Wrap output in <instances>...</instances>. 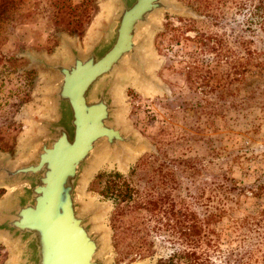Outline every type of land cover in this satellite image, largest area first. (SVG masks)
Here are the masks:
<instances>
[{"label": "rangeland", "instance_id": "obj_1", "mask_svg": "<svg viewBox=\"0 0 264 264\" xmlns=\"http://www.w3.org/2000/svg\"><path fill=\"white\" fill-rule=\"evenodd\" d=\"M171 1L184 13L164 12L142 34L145 77L126 71L116 90L119 118L140 142L139 149L121 168L99 162L79 191L82 201L99 208L107 264H154L189 250L192 225L205 222L215 206L224 212L216 224L219 235H212L214 245L219 251L236 247V233L228 225L238 222L253 200L229 195L230 201L219 206L209 184L225 174L249 185L255 171L264 172V120L258 119L256 107L261 100L239 109L242 85L235 82L226 90L213 82L223 79L226 69L215 55L236 59L233 38L241 35L255 0L243 11L234 7L238 0H230L225 12L221 8L222 16L216 9L203 12L199 7L204 0ZM106 16L107 0H0V159L26 161L30 130L45 112L49 77L33 65L32 57L61 55L63 39L83 49ZM195 32L213 37L216 53L186 40ZM242 36L251 41L250 50L264 51V34L253 26ZM105 186L112 193L103 197L99 193ZM5 193L0 188V203ZM205 231L202 227L200 234ZM15 254L0 240V264H13Z\"/></svg>", "mask_w": 264, "mask_h": 264}, {"label": "water", "instance_id": "obj_2", "mask_svg": "<svg viewBox=\"0 0 264 264\" xmlns=\"http://www.w3.org/2000/svg\"><path fill=\"white\" fill-rule=\"evenodd\" d=\"M164 12L184 10L171 0H107L83 49L63 39L61 55L32 57L49 77L45 112L30 130L26 161L0 159V240L15 249L13 264H107L99 208L77 196L102 153L121 168L139 149L116 90L126 71L145 77L142 34Z\"/></svg>", "mask_w": 264, "mask_h": 264}, {"label": "trees", "instance_id": "obj_3", "mask_svg": "<svg viewBox=\"0 0 264 264\" xmlns=\"http://www.w3.org/2000/svg\"><path fill=\"white\" fill-rule=\"evenodd\" d=\"M211 1L204 0L202 2L203 5L199 8L203 9V12L208 9H216L222 16L221 8L225 12L224 9L230 4V0ZM252 1L238 0L234 3V7L243 11L247 3ZM247 19L245 17V28L240 30L241 35H236L233 38V43L235 42L236 51L238 52L236 59L232 61L226 55L224 57L220 56V54L215 55L214 60H216V63L220 64L224 60L222 63L226 69L221 74L223 79L215 78L213 82L216 86L224 87L226 90L232 83L241 84L243 97L240 100L239 109L244 110L247 106V101L259 99L261 101L256 103L260 113L258 119L264 120V51L250 50L248 44L251 41H246L242 36V33L251 31V26L256 32L264 34V0H255ZM212 38L203 33L195 32L192 38H187L186 40L202 46V50L210 54L212 52L216 53V43ZM218 43L220 44L222 41L219 39ZM223 43V45L226 44L225 41ZM225 48L223 47L221 50L227 52ZM230 53L231 51H229L228 55ZM249 79H252L251 83H248ZM259 127L260 125L257 126V129ZM262 148H264V144ZM240 151L245 152L243 149ZM255 175L252 183L241 186L232 178L226 177L225 174H219L220 182L215 179V176H212L215 181H212L208 187L212 198L218 201L217 205L219 206H224L227 201H230L228 199L229 195L235 198L242 196L243 199L250 198L253 200L250 203L251 208L249 211L247 212L245 208L242 209L241 212L244 213V216L238 222L234 221L232 223L230 221L228 225L236 233V247H229L225 251H219L217 246L214 245L215 242L212 239V235H219V227L216 224L219 221L218 219H220L219 214L224 212L223 208L215 206L213 209H209L205 222L192 225V233L190 234L192 237L190 239L191 247L189 250L174 253L165 259H158L154 264H215L214 261L218 258L221 260V264H264V172L259 169L255 171ZM111 193L112 189L105 186L104 190L99 194L106 197ZM217 196H221L223 200H220ZM128 197V187L125 184V199ZM234 201L236 202V200ZM213 212H217V214ZM194 219L197 220V218ZM202 227L206 231L200 234ZM226 242L229 245L232 239L228 238ZM201 245L204 247L202 251H200Z\"/></svg>", "mask_w": 264, "mask_h": 264}, {"label": "bare ground", "instance_id": "obj_4", "mask_svg": "<svg viewBox=\"0 0 264 264\" xmlns=\"http://www.w3.org/2000/svg\"><path fill=\"white\" fill-rule=\"evenodd\" d=\"M159 17V16H158ZM145 33V32H144ZM141 35V34H140ZM138 36V35H137ZM134 39V36L132 37V40ZM106 153L107 152H104V153H102L103 155H101V156H99L98 157V160L101 162L102 161V159H103V157H106V156H104V155H106ZM114 157H115V155H113ZM131 156V155H130ZM105 161H107V160H105ZM103 162V161H102ZM109 162V161H108ZM105 163V162H104ZM82 188V187H81ZM79 189H80V187H79ZM78 188H77V190H79ZM78 198H79V195L77 196ZM106 256V255H105Z\"/></svg>", "mask_w": 264, "mask_h": 264}]
</instances>
